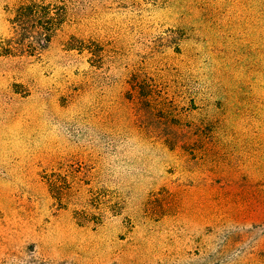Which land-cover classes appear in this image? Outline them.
<instances>
[{
  "label": "rangeland",
  "instance_id": "374dc122",
  "mask_svg": "<svg viewBox=\"0 0 264 264\" xmlns=\"http://www.w3.org/2000/svg\"><path fill=\"white\" fill-rule=\"evenodd\" d=\"M41 1L48 48L0 54V264H264V0Z\"/></svg>",
  "mask_w": 264,
  "mask_h": 264
},
{
  "label": "trees",
  "instance_id": "16d2710c",
  "mask_svg": "<svg viewBox=\"0 0 264 264\" xmlns=\"http://www.w3.org/2000/svg\"><path fill=\"white\" fill-rule=\"evenodd\" d=\"M65 12L64 6L53 2L28 0L21 3L11 18L13 34L0 45V54L40 55L64 23ZM72 39L67 44L70 49H84L74 47ZM49 182L52 191L56 192V198L62 201L70 186H62V182L55 177L50 178Z\"/></svg>",
  "mask_w": 264,
  "mask_h": 264
}]
</instances>
